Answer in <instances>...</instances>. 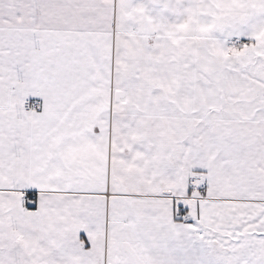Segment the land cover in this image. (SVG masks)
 I'll return each mask as SVG.
<instances>
[{
  "label": "snow or ice",
  "instance_id": "obj_1",
  "mask_svg": "<svg viewBox=\"0 0 264 264\" xmlns=\"http://www.w3.org/2000/svg\"><path fill=\"white\" fill-rule=\"evenodd\" d=\"M0 264H264V0H0Z\"/></svg>",
  "mask_w": 264,
  "mask_h": 264
}]
</instances>
